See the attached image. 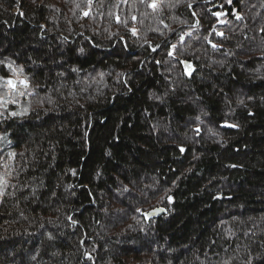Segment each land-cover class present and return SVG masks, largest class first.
<instances>
[{
  "label": "trees",
  "instance_id": "16d2710c",
  "mask_svg": "<svg viewBox=\"0 0 264 264\" xmlns=\"http://www.w3.org/2000/svg\"><path fill=\"white\" fill-rule=\"evenodd\" d=\"M169 2L0 0V60L35 90L0 119V157L23 153L0 264L264 259V0Z\"/></svg>",
  "mask_w": 264,
  "mask_h": 264
},
{
  "label": "snow or ice",
  "instance_id": "6c2138e0",
  "mask_svg": "<svg viewBox=\"0 0 264 264\" xmlns=\"http://www.w3.org/2000/svg\"><path fill=\"white\" fill-rule=\"evenodd\" d=\"M103 2L104 0H101V7H103ZM122 3H127V0H121ZM140 3L144 4L147 3V6L149 8H151L153 11H157V10H161L163 6L167 5L168 7H175V4H172L169 2V0H139ZM181 2V0H176V4H179ZM229 2H231V0H229ZM92 0H89V5L91 6ZM80 5L77 4L76 8H79ZM188 7H191V3L188 4ZM58 11V9H57ZM73 13L75 14V10H73ZM21 15L23 13H20ZM89 12H84L83 15L84 16H89ZM100 15L102 16L103 13H100ZM109 16L114 15L112 12L108 13ZM220 15V14H217ZM117 22L120 23H124L125 25H127L128 21L127 19L121 21L119 16L115 17ZM237 20H241L243 19L242 15H240L239 13L236 14L235 17ZM131 19L134 21L136 19L135 15H133L131 17ZM162 22V21H161ZM224 21H221V23H223ZM197 24L199 23V21L196 22ZM196 25H193L192 27H195ZM261 31H264V29H261ZM131 32L133 35L137 34V30L135 28L131 29ZM190 35V32H185L178 40L177 44H173L171 45V51L168 52V55L170 57L174 56L175 54V50L178 47V44L182 43L184 40L185 36ZM217 35H223V33H217ZM209 43H211V41H209ZM157 47H159L157 45ZM213 48H216L217 45L213 44L212 45ZM153 51L156 50V48L152 49ZM80 52H83L84 49L81 48L79 49ZM186 63V62H185ZM0 65L6 67L9 72L12 73L11 77H7V76H0V119H4L7 120L9 118H17V117H24L28 114L30 106H22L20 108V110H10L9 109V105H17L19 103V97H24V96H31L35 94V90L30 88V82L27 78V76H24L23 79H21L20 77L23 75L24 73V67L23 65H16L15 61L12 60H0ZM188 68L191 67V65H187ZM73 71H78L77 69H73ZM188 75H191V72L188 71L187 72ZM123 75V74H120ZM19 86H22L23 90H21V88ZM53 103V101L50 98H44L42 100L39 101V103L42 105L43 103ZM241 103H243L241 101ZM199 119V118H197ZM225 126L228 127H238V125L235 124H227V122H225ZM197 133L199 132V129H196ZM7 133H3L0 134V142H6L8 144H11V141L7 139ZM185 149L183 147L180 148V151L183 152ZM22 156L23 153H16V152H8L7 153V157L3 158L0 157V202H2V199L6 196V195H14V193H8L7 189L11 186L13 188L16 187V185L11 183V180L13 178L14 175H18V173L16 172L15 167L13 166L15 161H16V157L17 156ZM11 162V163H10ZM73 174H74V170H73ZM125 191H127L128 189H124ZM167 199L169 201H171V197H167ZM137 212H142V209H136ZM159 209H154L151 212H147V213H143V215L145 217H151L153 215H155L156 213H158ZM69 219H71L69 217ZM51 222V221H49ZM76 222L73 221V224H75ZM231 234V233H230ZM50 240H54L55 237L49 235L48 237ZM83 243V241H82ZM85 255H88L87 253H85ZM89 259H91V256H88ZM33 259H35V257H33ZM254 260H260L261 264H264V259H262L261 257H250L247 261V264H253ZM223 264H232L231 260H225L223 261Z\"/></svg>",
  "mask_w": 264,
  "mask_h": 264
},
{
  "label": "water",
  "instance_id": "95a60500",
  "mask_svg": "<svg viewBox=\"0 0 264 264\" xmlns=\"http://www.w3.org/2000/svg\"><path fill=\"white\" fill-rule=\"evenodd\" d=\"M187 65H190L189 63H183V70H184V72L187 74V72L188 71H190L191 73H192V67H190V68H188L187 67ZM188 75V74H187ZM159 210H161V209H159ZM153 211V210H152ZM151 212V211H150ZM162 212V210L161 211H159L158 213H156L155 215H153V216H151V217H146V218H154V217H157L160 213Z\"/></svg>",
  "mask_w": 264,
  "mask_h": 264
},
{
  "label": "bare ground",
  "instance_id": "6f19581e",
  "mask_svg": "<svg viewBox=\"0 0 264 264\" xmlns=\"http://www.w3.org/2000/svg\"><path fill=\"white\" fill-rule=\"evenodd\" d=\"M157 209V208H156Z\"/></svg>",
  "mask_w": 264,
  "mask_h": 264
}]
</instances>
